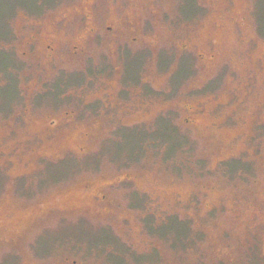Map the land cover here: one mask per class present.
<instances>
[{
	"label": "rangeland",
	"instance_id": "rangeland-1",
	"mask_svg": "<svg viewBox=\"0 0 264 264\" xmlns=\"http://www.w3.org/2000/svg\"><path fill=\"white\" fill-rule=\"evenodd\" d=\"M0 49V264H264V0H0Z\"/></svg>",
	"mask_w": 264,
	"mask_h": 264
},
{
	"label": "flooded vegetation",
	"instance_id": "flooded-vegetation-1",
	"mask_svg": "<svg viewBox=\"0 0 264 264\" xmlns=\"http://www.w3.org/2000/svg\"><path fill=\"white\" fill-rule=\"evenodd\" d=\"M109 31L115 32L112 27L109 28ZM7 32H8V30H7ZM118 32H120V30H118ZM131 33H132V36L131 37L134 38L133 40L134 41H137V37L134 34L133 30H131ZM140 38H141V36L139 37V41H140ZM78 48L79 47H74V50H75L74 53L76 55L80 52V49H78ZM47 50H48L47 51L48 52V56L47 57L50 56V57L54 58L55 55L57 54L56 48H54L52 46H48ZM0 51H2V50L0 49ZM2 52H4V51H2ZM4 53H6V52H4ZM27 56H28V52H25L24 53V57L27 58ZM59 93H60V90L55 93L56 94L54 96L55 99H53L51 97L53 95L52 92L51 93H48L45 96H42L43 97V101H45L44 99L46 97H50L51 98V99H47V100H52V101L57 100L58 101L59 100L58 99L59 98ZM16 97H17V91H16ZM106 97L108 98V96H106ZM101 100L102 99L93 100V101H98L99 102ZM92 103H95V102H92ZM73 116H74V114L72 112H69V111H67V112H65V113L62 114V118H63V121L65 123L68 122L70 119H72ZM191 122H192V120L190 118H188V119L185 120V123L186 124H190ZM48 123L52 127H54L57 124V122L54 121V120H49ZM45 172H47L48 174H46ZM50 172L51 171H49V170H37L36 172L34 171V174L32 176H36V177H46V176H48V177L49 176H52V177H58L59 176L60 177L61 176V174H58V172H55L54 173L52 171V174H49ZM2 176H3V174H2ZM68 176H71V175H68ZM90 177H97V178L96 179L90 178L88 180H85V182H84V184L82 186L83 190L84 191H87L89 194H91V197L96 202H102L103 204H106L108 206H111L113 204L114 196L112 194V191H113V188H115L114 187L115 185L117 186V184H118V186H122V185L127 184V183H133V179H132L131 175H129V174H122V177H120L121 179H119L116 182H113V181L112 182H109L105 186H100L99 185L100 182L101 183H105L108 180L104 175L94 174V175H92ZM17 180H22V178H17Z\"/></svg>",
	"mask_w": 264,
	"mask_h": 264
}]
</instances>
